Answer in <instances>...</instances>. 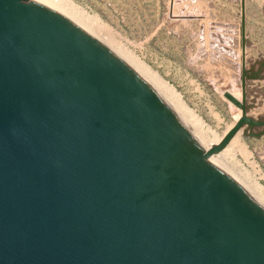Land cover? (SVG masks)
Masks as SVG:
<instances>
[{"label":"water","instance_id":"1","mask_svg":"<svg viewBox=\"0 0 264 264\" xmlns=\"http://www.w3.org/2000/svg\"><path fill=\"white\" fill-rule=\"evenodd\" d=\"M207 149L144 78L58 12L0 0V264H264V208L213 154L264 136L246 81ZM254 89L264 88L250 84ZM254 101V99L252 100Z\"/></svg>","mask_w":264,"mask_h":264},{"label":"rangeland","instance_id":"2","mask_svg":"<svg viewBox=\"0 0 264 264\" xmlns=\"http://www.w3.org/2000/svg\"><path fill=\"white\" fill-rule=\"evenodd\" d=\"M63 1L145 65L216 134L236 121L233 110H240L223 93L242 95L240 0ZM245 41L248 68L252 60L264 59L263 0H245ZM253 82L246 81V100L256 111L248 114L263 116L264 91L250 93ZM228 153L233 167L264 194V136L250 137L241 130Z\"/></svg>","mask_w":264,"mask_h":264},{"label":"bare ground","instance_id":"3","mask_svg":"<svg viewBox=\"0 0 264 264\" xmlns=\"http://www.w3.org/2000/svg\"><path fill=\"white\" fill-rule=\"evenodd\" d=\"M42 4L47 5L52 8L72 24L80 28L86 34L94 38L100 44H102L110 53H112L116 58L122 61L126 66L144 78L153 88H155L161 96L165 99V101L174 109L181 112L202 142L205 144L206 148L209 149L212 146L216 145L223 135L230 129V127L235 123L231 124L226 128L224 133L216 134L209 126L205 125L201 121H199L194 115H192L189 111H187L176 99L174 94L164 85L162 84L156 77L149 71V69L140 63L136 58H134L128 51L116 45L114 42L103 37L101 32L97 28L92 26L91 22L89 23L86 19L82 17L78 12L72 9L66 2L63 0H35ZM100 35V36H98ZM235 97L238 98L237 92L235 90L229 91ZM256 111V109H252ZM252 113V112H251ZM240 116V111L233 110V118L234 121L237 120ZM237 135V134H236ZM236 135L231 139L229 144L220 152L213 154V156L217 159V161L221 164L224 170L231 175V177L236 180L242 188L249 194V196L260 206L264 208V194L255 186V184H251L248 181L245 173H241L233 167L230 158L228 149L232 142L236 140ZM231 156V155H230Z\"/></svg>","mask_w":264,"mask_h":264},{"label":"crops","instance_id":"4","mask_svg":"<svg viewBox=\"0 0 264 264\" xmlns=\"http://www.w3.org/2000/svg\"><path fill=\"white\" fill-rule=\"evenodd\" d=\"M254 83H255V85H257L259 87H263V85H264V82L261 83V81H255Z\"/></svg>","mask_w":264,"mask_h":264},{"label":"flooded vegetation","instance_id":"5","mask_svg":"<svg viewBox=\"0 0 264 264\" xmlns=\"http://www.w3.org/2000/svg\"><path fill=\"white\" fill-rule=\"evenodd\" d=\"M263 5H264V0H263Z\"/></svg>","mask_w":264,"mask_h":264}]
</instances>
